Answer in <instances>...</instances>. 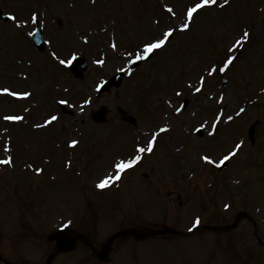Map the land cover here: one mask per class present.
<instances>
[{
  "label": "rangeland",
  "instance_id": "rangeland-1",
  "mask_svg": "<svg viewBox=\"0 0 264 264\" xmlns=\"http://www.w3.org/2000/svg\"><path fill=\"white\" fill-rule=\"evenodd\" d=\"M201 2L0 0L3 13L15 17L0 18V128H4L1 135L10 139L0 140V151L4 150L0 152L3 259L43 263L54 247L49 233L62 226L59 222L81 221L70 228L81 232L97 251L115 230L153 224L159 228L162 218L191 231L200 204L206 210L209 207L204 218L223 219L219 211L232 204L224 199V188L226 195H233V204H239L236 209L248 203L262 212L264 228V157L259 160L264 155V108L260 109L264 96L261 100L259 87L264 83V0H232L221 9L207 4L182 30L181 23L188 22L187 8ZM37 3L40 14L36 17L46 24L50 49L63 57L80 51L86 58L79 77L48 56L46 47L37 52L32 45L28 36L33 19L38 20L32 16ZM170 27L174 31L169 41L129 71L130 60L143 52V45ZM244 28L249 36L234 50L233 41L243 37ZM228 55H234L235 62L224 75L218 65ZM210 64L217 69L211 74ZM118 71L123 75L117 85L95 90L99 79ZM4 88L9 92H3ZM11 92L30 95L12 96ZM184 100L186 106L180 110ZM244 103L247 113L229 120ZM102 106L105 118L95 122V111ZM5 115L23 119H5L3 126ZM53 115L58 119L45 124ZM252 126L253 141L248 138ZM72 140L78 143L73 146ZM240 140L244 145L237 143ZM150 142L154 147L148 151ZM135 143L145 149L143 160L135 158V166L121 172V181L115 180L113 161L129 157ZM232 148L239 154L225 170L201 158L208 156L215 162ZM5 157H11V162L3 163ZM81 169H85L82 174ZM108 176L114 183L100 194L97 185ZM166 176L175 180L176 187L181 180V188L188 187L182 190L184 198L172 190L165 198L167 181H171ZM169 205L179 212L171 211ZM207 223L205 219L203 224ZM244 230L240 225L232 236L248 243ZM225 235H218L215 243L211 242L215 235L199 230L175 240L117 238L108 263L99 262L86 242L77 241L72 250L56 253L51 264H195L203 260L264 264V253L254 260L239 240Z\"/></svg>",
  "mask_w": 264,
  "mask_h": 264
},
{
  "label": "snow or ice",
  "instance_id": "snow-or-ice-1",
  "mask_svg": "<svg viewBox=\"0 0 264 264\" xmlns=\"http://www.w3.org/2000/svg\"><path fill=\"white\" fill-rule=\"evenodd\" d=\"M93 2H95V0H93ZM224 2L227 3L228 0H224ZM209 3H215V0H202L201 3H196L194 6L188 7L187 8V21L188 22L181 23L180 28L182 30L189 28V22L193 19V14L196 13L198 9L204 7L205 5H207ZM167 10H168L169 13H172L173 15H175V13L173 12V9L171 7H168ZM13 19H15V17H13ZM173 31H174V29L170 27L166 32H163L160 37L154 38L153 41L146 42L143 45V52L135 54L136 55V59L139 60V59H142V58H147L146 54H150L154 50L162 48L169 41V38L172 36ZM248 36H249V33L247 31H245L244 34H243V37L241 39H238L235 42L234 47L235 46H240L242 41L246 40L248 38ZM112 47L115 48L116 45L113 44ZM53 55H55V53H53ZM233 59H234V57L229 56L227 58V60L224 62V67L221 68L220 70L221 71L225 70L228 67V65H230L233 62ZM66 62L67 61H64V60L60 61V63H62V64L66 63ZM97 63H103V61H97ZM216 70H217L216 68H211L210 69V74L214 73ZM196 90L199 91L200 89L198 88ZM2 91L7 93V92H9V89L4 88V89H2ZM11 95L12 96L21 95V96L27 97V96L30 95V93H28V92H23V93L11 92ZM61 103H67V102L66 101H61ZM241 111H243V109H241ZM5 119H7V120H22L23 117L12 115V116H6ZM57 119L58 118L53 115L48 120L45 121V124H49L52 121H55ZM228 119L230 120V119H232V117H228ZM37 127H41V125H37ZM165 130L166 129H161V131H165ZM77 143H78V141H76V140H72L71 141V144L73 146H75ZM240 146L241 145L238 144V145H236V148L239 149ZM151 150H152V145H151V142H150L148 151H151ZM139 151L140 152H144L145 149L144 148H139ZM232 155H235V153L233 152V153H230L229 155L223 157V159L220 161V163H223L225 160H228L230 158V156H232ZM137 159H139V157H137ZM203 159L205 161L211 162L210 157H208V156H204ZM10 162H11V157H9L8 160L3 161V163H10ZM133 163H134V161H129L128 163H125L124 161H119V162L115 163L114 166H115V169L117 170V173H119V172H122L123 170L127 169L128 167H130ZM37 171L38 172L42 171V169H37ZM119 178H120V176H119V174H117L115 176V179H119ZM112 180H113V177H110V176L105 177V178L100 180V182L98 183L97 186L99 188L103 189L106 186H108ZM196 223L197 224L199 223V218H197Z\"/></svg>",
  "mask_w": 264,
  "mask_h": 264
},
{
  "label": "water",
  "instance_id": "water-1",
  "mask_svg": "<svg viewBox=\"0 0 264 264\" xmlns=\"http://www.w3.org/2000/svg\"><path fill=\"white\" fill-rule=\"evenodd\" d=\"M148 233L149 232H147V231L140 232V231H137L135 229H129V230H126V231L122 232L121 234L124 235V236H126V235H133L135 237H143V236H145ZM56 239H57V243H58L59 247L63 246L64 245V242H66L65 247H68V246L70 247L72 245L75 237L74 236H71L69 234H65V233L64 234H61L59 232V233L56 234ZM110 242H111V239L108 240V244L104 246V248H103V251L104 252L101 254V257H105L106 256V253L110 249V245H109Z\"/></svg>",
  "mask_w": 264,
  "mask_h": 264
}]
</instances>
